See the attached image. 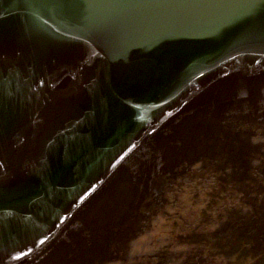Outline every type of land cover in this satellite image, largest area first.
Instances as JSON below:
<instances>
[{"label": "water", "instance_id": "1", "mask_svg": "<svg viewBox=\"0 0 264 264\" xmlns=\"http://www.w3.org/2000/svg\"><path fill=\"white\" fill-rule=\"evenodd\" d=\"M0 264H264V0H0Z\"/></svg>", "mask_w": 264, "mask_h": 264}]
</instances>
